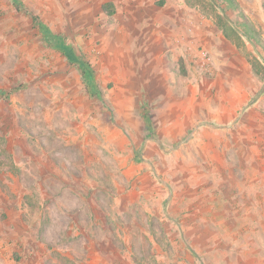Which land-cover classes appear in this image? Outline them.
Returning a JSON list of instances; mask_svg holds the SVG:
<instances>
[{"label":"rangeland","instance_id":"1","mask_svg":"<svg viewBox=\"0 0 264 264\" xmlns=\"http://www.w3.org/2000/svg\"><path fill=\"white\" fill-rule=\"evenodd\" d=\"M14 2L0 264H264V0Z\"/></svg>","mask_w":264,"mask_h":264},{"label":"trees","instance_id":"2","mask_svg":"<svg viewBox=\"0 0 264 264\" xmlns=\"http://www.w3.org/2000/svg\"><path fill=\"white\" fill-rule=\"evenodd\" d=\"M14 1L16 2V0H13V2ZM103 6H104V8H110L108 11L109 14L114 13V10L111 9V5L109 3H106ZM36 23L38 24V27L42 29V31L43 30L45 31V28L42 27V25L39 22L36 21ZM245 37L248 41L250 40L249 37H247V36H245ZM49 38L51 39L52 44L55 43L56 46L63 52L65 58L67 59V61L69 63V65L76 66L79 69L81 79H82V84H83L85 90L87 91V93L90 96H95L96 98H101V92L95 84L93 72L90 68V65L85 60H82L81 58L77 57L74 50H72L71 48L63 46L60 43V40H58V38L51 37V36H49ZM146 122H147V125L149 126L150 125L149 121H146Z\"/></svg>","mask_w":264,"mask_h":264},{"label":"built area","instance_id":"3","mask_svg":"<svg viewBox=\"0 0 264 264\" xmlns=\"http://www.w3.org/2000/svg\"><path fill=\"white\" fill-rule=\"evenodd\" d=\"M177 44L180 42V39H176V41H175Z\"/></svg>","mask_w":264,"mask_h":264}]
</instances>
